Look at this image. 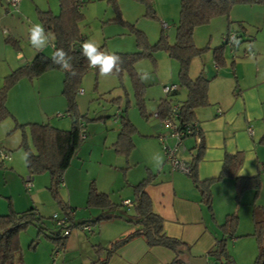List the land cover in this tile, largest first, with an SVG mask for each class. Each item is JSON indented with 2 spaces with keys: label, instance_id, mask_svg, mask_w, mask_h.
Segmentation results:
<instances>
[{
  "label": "rangeland",
  "instance_id": "374dc122",
  "mask_svg": "<svg viewBox=\"0 0 264 264\" xmlns=\"http://www.w3.org/2000/svg\"><path fill=\"white\" fill-rule=\"evenodd\" d=\"M145 2L147 0H83L80 32L85 36V41L92 39L99 47L102 46L110 53L148 50L149 46L137 44L138 34L135 29L140 30L143 39L145 35L149 45H153L162 33L173 43L179 19L180 0H152L155 17L150 13L146 14ZM48 9L58 14L59 0H19L16 6L6 0H0V89L6 84V77L12 71L28 63L38 52L29 43V29L33 24H41L38 11ZM238 16L234 10L229 13V19L239 20ZM231 27L237 30L235 22ZM226 29L227 18L224 15L215 16L207 23L194 28L195 45L206 49L202 56L191 61L189 71L192 76L199 73V64L202 65V69L206 64L209 65L210 61V66L214 64L213 48L220 46ZM39 51L50 56L51 42L49 46ZM224 51L225 60L229 63L232 57L229 45L225 44ZM151 52L147 54L145 51L133 65L143 84L142 97L147 116L141 113L136 103L134 87L127 70L121 75L104 77L90 68L80 79L75 102L78 117L85 124L86 137L63 173V184L59 185L56 195L59 196L58 198L53 194L47 171L34 174L32 185L30 184L29 189L26 188L23 178L28 175V170L24 149L20 143L23 129L29 137L28 141H31L30 125L25 123H48L61 129L71 127L72 115L68 114L67 100L62 93L64 72L60 69H48L38 76L21 75L7 87L6 105L10 115L0 121V149L10 151L11 160L0 162V214H6L11 209L22 212L33 207L43 220L41 230L36 224L29 223L18 233L23 264H73L78 262L79 253L95 255L92 245L102 243L106 235L105 227H108L103 221L91 224L94 227L93 232L77 225L72 226L65 239L63 251L59 249L57 254L55 251L57 247H61V242L57 243L45 236V234L54 236L58 232L52 215L63 217L59 200L67 203L69 192L72 193V201L78 204L72 205L75 206L74 213L72 212L73 218L67 222L68 224H71V221L75 224L84 220L91 222L96 215L94 208H86V196L91 183L97 190L108 193L119 212L123 209L119 204L122 199L121 194L126 190L129 191L130 198L133 197V185L147 173L142 155L154 148V139L161 147L160 137L157 138L155 135L158 134L155 132H158L160 124L151 112L165 96L164 85L173 83L178 85V62L164 49H154ZM204 73L208 75L211 70L206 69ZM178 90L179 93L174 96V100L184 98L185 90L179 86ZM121 114H126L135 127L133 135L135 146L127 161L124 155L115 152L113 145L120 127L117 117ZM162 127L164 128L163 125ZM193 138L188 136L185 146L194 142ZM175 144L176 140L166 138L165 146L174 147ZM177 150L179 158L186 160L180 157V153L185 150L184 145H179ZM127 162L129 168L126 169ZM259 179L260 188L257 194L253 189H247L241 193L239 200H236V192L234 193L233 208L238 216L237 230L240 233L247 234L253 227L252 205L247 206V202L251 203L255 200L257 205H264V201H261L264 199L259 197L260 194L264 197L261 178ZM211 198L215 214L221 218L224 201L216 193ZM121 213L124 215L116 217V222L133 224L126 220L131 212ZM210 220L220 236L221 221L217 223L211 218ZM233 239L228 238L226 243L229 253L235 259L234 262L236 255L242 262L248 261L250 262L248 264H252L257 252L255 239L250 235L238 237L236 241L244 240L237 244ZM247 239L251 242L248 243ZM253 250H255L254 256L251 254ZM84 260L85 264L89 263L88 255ZM208 260H213V257H208Z\"/></svg>",
  "mask_w": 264,
  "mask_h": 264
},
{
  "label": "trees",
  "instance_id": "16d2710c",
  "mask_svg": "<svg viewBox=\"0 0 264 264\" xmlns=\"http://www.w3.org/2000/svg\"><path fill=\"white\" fill-rule=\"evenodd\" d=\"M9 4L16 6L10 0H6ZM83 0H59V13L54 14L50 9L39 10L38 16L40 23L44 26L46 32L50 36L52 44L51 55H46L42 51H38L28 63L19 66L6 77V84L0 89V121L10 115L6 105L7 87L13 84L21 75L29 77L38 76L48 69H60L51 61V56L57 48H62L73 57V69L77 72L76 76H72L68 72L63 75L62 93L67 100L68 114L72 115V125L69 129H61L54 127L48 123H25L30 125V142L29 137L23 129L22 140L20 146L24 149L25 164L28 170V175L23 178L26 183V188L29 189L32 185L34 174L47 171L51 179V189L53 194L58 195V187L62 182L63 173L69 166L72 158L76 155L80 144L86 137L85 124L78 117L76 109L75 94L78 90V83L82 76L91 67L88 65L87 59L82 55L81 45L85 41V36L80 32V23L83 20V12L81 11V3ZM147 5L146 14L150 13L155 17V10L152 7V0L145 2ZM264 0H180L179 19L176 26L175 40L171 43L167 40L164 33L160 35L158 40L153 44L147 43L146 37H141L140 30L135 31L138 34L137 44L140 46H149L145 49L147 54H151L154 49H164L168 55L178 62V85L173 83L171 85H164L168 87L164 91L165 96L160 99L156 108H153L151 114L158 119V121L165 126L167 133L158 135L161 148L163 151L165 162L166 146L165 140L171 137V140H180V145L188 136L194 137V144L191 150V158L188 163L189 171L186 174L190 177L195 189L200 196V202L206 209L208 216L216 222L213 206L211 186L214 182L223 178H230L233 180L235 188V199L239 200L241 193L247 189H253L257 194L260 188L259 174L252 176H240L238 170L243 162V152L236 151L234 153H225L222 160V167L219 173L210 178L200 179L198 177L197 166L201 160L204 151L203 133L197 118V110L210 103L208 99V88L211 77L204 73V70L192 76L189 68L193 59L202 56L206 48L197 47L193 41V31L198 25L207 23L215 16L224 15L227 18V29L223 33L220 46H216L212 51V58L215 67H222L226 64L224 55L225 44L229 45L231 51L230 65L234 64V59L237 57L236 47L244 40H250L251 34L247 31L243 21L229 19V13L235 5L238 4H262ZM117 11V10H116ZM118 15V11H117ZM235 22L237 30L232 29L231 24ZM233 33V41L229 43L227 37ZM55 45V47H53ZM101 50L106 51L102 46ZM145 51L136 52H113L121 59L120 71L115 73L121 75L124 70L129 72L132 85L134 87V94L136 103L141 113L147 116L142 97V82L139 75L135 72L133 65L137 59L144 54ZM108 52V51H107ZM247 50L244 54L247 55ZM61 70V69H60ZM99 72L98 69H95ZM206 71V69H205ZM178 86L182 87L184 91V98L174 100V96L179 93ZM163 87V88H164ZM120 127L113 141L114 150L116 153L127 157L135 146L133 135L135 132L134 125L130 122L126 114L118 115ZM165 119H169L172 127L164 123ZM23 127V126H21ZM188 128L190 129L189 131ZM177 132L179 137L172 136L173 132ZM259 143L264 144V135L259 139ZM169 146V145H168ZM179 147V146H178ZM178 152V150H177ZM177 155V153H176ZM179 158V156L177 155ZM0 162L11 160V152L0 149ZM129 168L127 163L126 169ZM172 168V167H171ZM144 177L138 180L133 185V197L129 204L133 209V214L126 217L127 221L133 223L134 228L122 235V237L111 241L107 246L92 245L95 252L104 251L105 256L100 263L106 261L110 254L116 251L120 246L129 242L130 240L139 237L144 240L148 246H164L171 249L175 253L173 262L179 264L186 263V255L180 249H188L186 242L167 234L164 230V218L158 213L152 204L151 197L146 192L145 188L148 184L153 182L155 173L149 168ZM176 170V169H174ZM178 171V170H177ZM27 177V178H26ZM29 182V184H28ZM28 184V185H27ZM31 184V185H30ZM59 196H56L58 198ZM61 209L63 210V217L59 218L57 214L52 218L55 220L54 225L58 232L54 236H48L54 239L55 242L60 243L59 249H64L65 239L70 233L72 226H80L86 231L93 232L94 227L91 224L109 220L115 217H122L123 213L119 212L107 192L97 190L93 183L90 184L86 196V208H94L98 213L90 221H81L75 224L67 222L73 218L74 207L62 200H59ZM239 202V201H237ZM252 205V231L240 233L237 230L238 216L236 211H231L224 216L223 222L219 227L222 228L220 236L215 238L214 245L206 252L207 257H213V260L208 264H235L234 258L227 249L228 238H238L243 236H253L256 241L257 252L252 264H264V205H257L255 200ZM73 212V213H72ZM126 211H124L125 213ZM209 218V219H210ZM62 219V222L57 224L56 221ZM212 222V221H211ZM34 223L39 226L40 230L43 228L42 216H40L36 209L31 207L22 212L9 211L6 214H0V264H23V256L18 243V233L25 228L27 224ZM213 223V222H212ZM241 234V235H240ZM243 234V235H242ZM55 251V253H56ZM99 260V258L97 259ZM97 261H93L95 264Z\"/></svg>",
  "mask_w": 264,
  "mask_h": 264
},
{
  "label": "crops",
  "instance_id": "0c3cea01",
  "mask_svg": "<svg viewBox=\"0 0 264 264\" xmlns=\"http://www.w3.org/2000/svg\"><path fill=\"white\" fill-rule=\"evenodd\" d=\"M233 8L232 10L239 15L237 19L243 21L252 36L250 40H244L237 45V57L234 59L233 65H230V60L229 63L226 61L223 68H217L214 64L210 66V61L209 65L206 64L203 69L204 72L205 69L211 70V73L208 74L209 77L214 76L211 77L208 88L210 103L197 110V118L204 141L203 156L198 162L197 171L198 177L202 180L214 177L222 167L225 153L242 151L243 162L238 174L242 171L244 174L240 176L259 174L262 190L264 189V144L259 143V139L264 135V3L238 4ZM245 50L248 51L247 55L244 54ZM201 69L202 65L199 64V72ZM159 124L158 132L154 131L158 133L155 134L156 137L167 133L165 126L163 128L160 122ZM170 139L172 138L170 137ZM153 142L154 148L142 155L145 168H149L155 173L153 182L148 184L145 190L151 197L154 209L164 218L165 232L186 242L192 256H206V252L214 245L215 238L219 233L201 204L199 193L190 177L172 169L170 164L164 161L158 141L154 139ZM185 144L186 139L183 142L185 150L180 153V157H184L185 161L189 162L194 142L192 141L186 146ZM61 184H63V178ZM211 192L212 196L214 193L219 194L224 201V212L220 213L221 218L215 214L212 203L216 222L219 223L222 222L225 214L234 211L235 188L233 180L223 178L214 182ZM121 197L119 203L123 207L121 211L124 212L127 209L126 213L131 212L130 215H132V207L124 205L122 202L125 200L131 202L129 191L125 190ZM259 197L264 199L261 194ZM67 203L71 206L78 204L72 201L71 192H69ZM249 205L250 203L247 202V206ZM73 207L75 208V206ZM239 210L237 206V211L239 212ZM97 213L98 210H96ZM115 220L116 217L103 221L108 224V227H105L106 235L103 240L101 239L100 245L107 246L111 241L122 237L134 228L133 224H121V221L116 222ZM233 240L237 244L244 239L236 241L234 238ZM247 240L248 243L251 242L249 239ZM94 253L95 255L79 253L77 255L78 262L73 264H85L84 258L87 255L89 257L88 264H93L95 260L97 261L95 264H179L173 262L175 253L171 249L164 246L150 247L139 237L120 246L103 263L100 262L105 256L104 251H94ZM254 253L255 250L251 252L253 256ZM98 258L99 260H97ZM235 258L236 264L250 263L242 262L236 255ZM206 261L208 264L207 256Z\"/></svg>",
  "mask_w": 264,
  "mask_h": 264
},
{
  "label": "clouds",
  "instance_id": "9594fccd",
  "mask_svg": "<svg viewBox=\"0 0 264 264\" xmlns=\"http://www.w3.org/2000/svg\"><path fill=\"white\" fill-rule=\"evenodd\" d=\"M28 39L30 45L36 50H43L50 44V36L42 24H33L29 29ZM55 47V45H53ZM82 55L87 59L89 67L98 69L99 74L104 77L119 73L121 59L115 53L101 50L99 45L92 39L86 40L81 45ZM72 59L68 52L62 48H57L51 56L53 64L59 66L62 71L76 76L77 72L73 69ZM162 162V161H161ZM242 171L239 175H243ZM207 264V262H206Z\"/></svg>",
  "mask_w": 264,
  "mask_h": 264
},
{
  "label": "built area",
  "instance_id": "2783aa9c",
  "mask_svg": "<svg viewBox=\"0 0 264 264\" xmlns=\"http://www.w3.org/2000/svg\"><path fill=\"white\" fill-rule=\"evenodd\" d=\"M12 3H16L18 0H10ZM233 36L234 34L231 33L228 35L227 39L229 41V43H231L233 41ZM168 90V87H164L163 88V91H167ZM164 123L166 125H168L169 127H172V123L169 119H165L164 120ZM190 129L188 128L187 131H189ZM172 136H175V137H179L178 136V133L177 132H173L171 134ZM180 145V140L178 138H176V144L174 147H171V146H166V159L168 161V163L170 164V166L172 167V169H176L182 173H187L189 171V166H188V163H186L183 159H180L177 157L176 153H177V149H178V146ZM27 178V177H26ZM29 184V182H28ZM27 184V185H28ZM124 203L126 204H129L130 202L128 200H125L123 201ZM56 215L54 214L53 217H55ZM62 222V219H58L56 221L57 224L61 223ZM57 254V251L56 253Z\"/></svg>",
  "mask_w": 264,
  "mask_h": 264
},
{
  "label": "water",
  "instance_id": "95a60500",
  "mask_svg": "<svg viewBox=\"0 0 264 264\" xmlns=\"http://www.w3.org/2000/svg\"><path fill=\"white\" fill-rule=\"evenodd\" d=\"M182 253L186 255L187 264H206V256L203 255L201 257L192 256L189 251L185 248L180 249Z\"/></svg>",
  "mask_w": 264,
  "mask_h": 264
}]
</instances>
